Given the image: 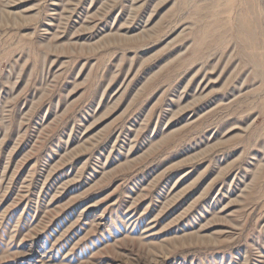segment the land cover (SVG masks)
Returning <instances> with one entry per match:
<instances>
[{
    "label": "rangeland",
    "instance_id": "obj_1",
    "mask_svg": "<svg viewBox=\"0 0 264 264\" xmlns=\"http://www.w3.org/2000/svg\"><path fill=\"white\" fill-rule=\"evenodd\" d=\"M0 264H264V0H0Z\"/></svg>",
    "mask_w": 264,
    "mask_h": 264
}]
</instances>
